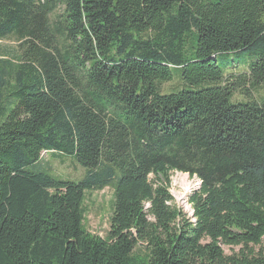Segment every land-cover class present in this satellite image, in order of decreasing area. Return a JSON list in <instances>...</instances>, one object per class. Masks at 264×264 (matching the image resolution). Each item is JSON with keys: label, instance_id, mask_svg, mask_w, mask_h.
I'll return each mask as SVG.
<instances>
[{"label": "trees", "instance_id": "16d2710c", "mask_svg": "<svg viewBox=\"0 0 264 264\" xmlns=\"http://www.w3.org/2000/svg\"><path fill=\"white\" fill-rule=\"evenodd\" d=\"M6 40L0 264H264V0H0ZM106 187L100 238L82 204Z\"/></svg>", "mask_w": 264, "mask_h": 264}, {"label": "rangeland", "instance_id": "374dc122", "mask_svg": "<svg viewBox=\"0 0 264 264\" xmlns=\"http://www.w3.org/2000/svg\"><path fill=\"white\" fill-rule=\"evenodd\" d=\"M0 56L12 60L17 56V44L11 40L0 43ZM252 100L259 101L264 96L263 88L246 89ZM233 101H246V98L236 92ZM41 165L49 173L57 178L78 181L84 175L81 169L72 159L67 157L51 158L50 154H42ZM170 193L175 205L190 217L191 207L188 204L189 195L199 187L196 179H191L187 174L173 173L170 175ZM112 190L108 187L99 191H91L85 194L82 204L83 225L87 232L93 236L104 238L109 231V217L112 206ZM228 253V250H225Z\"/></svg>", "mask_w": 264, "mask_h": 264}]
</instances>
